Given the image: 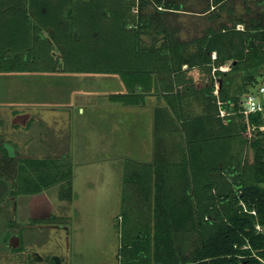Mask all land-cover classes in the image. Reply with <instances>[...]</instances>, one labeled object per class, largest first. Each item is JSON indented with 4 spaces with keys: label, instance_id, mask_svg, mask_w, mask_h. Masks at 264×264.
<instances>
[{
    "label": "trees",
    "instance_id": "16d2710c",
    "mask_svg": "<svg viewBox=\"0 0 264 264\" xmlns=\"http://www.w3.org/2000/svg\"><path fill=\"white\" fill-rule=\"evenodd\" d=\"M186 14L197 17L187 36ZM59 65L121 74L129 91L116 98L163 86L181 105L193 96L202 105L190 121L202 134L157 151L155 196H124L120 264H264V130L245 158V119L260 126L264 116L237 112L264 82V0H0V71ZM72 169L7 150L0 183L14 195L60 183V198L72 200Z\"/></svg>",
    "mask_w": 264,
    "mask_h": 264
},
{
    "label": "crops",
    "instance_id": "0c3cea01",
    "mask_svg": "<svg viewBox=\"0 0 264 264\" xmlns=\"http://www.w3.org/2000/svg\"><path fill=\"white\" fill-rule=\"evenodd\" d=\"M10 72L11 75L28 76L38 82L49 80L53 86V101L45 102L42 100V96L41 99L37 97L36 101L33 100L31 104H24L19 109H8L10 113L4 114V117L8 118L11 124L6 131V139L1 140L2 131L0 130V157L7 150L11 154V150L3 145L8 141L9 143L14 142L18 146L16 154L22 160L27 158H54L71 162L73 192L76 191L75 183L77 181L75 166L79 164V160L86 161L88 159L91 162L83 165L98 164L108 169L106 179L90 177L88 180L90 187L94 182L105 183L104 186L107 185L110 191L118 195L119 201L117 203L120 204L126 193L129 199H134L138 198L139 195H146L150 190L151 196L154 197L157 178L155 173L157 151L165 150L171 145L177 146L178 144V148L185 146L186 139H191L189 133L195 137L202 134L203 127L199 123L190 124L195 116L203 113L202 105L198 104L196 96L190 98V103L181 105L177 99H169L167 88L156 85V80L152 82V86L156 85L158 89L156 87L150 89L149 86L146 87L147 90H144L139 85L135 94L116 98L113 95H123L129 91L119 73L75 71L68 70L63 65H59V68L57 67L55 70L53 68L51 71ZM76 80L85 81L86 83H83L85 88L91 85V88L101 93L100 96L90 98L87 91L80 95V91L84 89H80L76 93L75 88H71ZM114 84L117 87H111ZM146 84L149 85V80L146 81ZM106 87L110 89L109 92L106 91ZM54 103L55 109L40 111L43 105H54ZM87 103L90 107L84 106ZM71 107L74 109L78 107L83 115L86 114V110H89L88 118L95 119L92 127L87 129L82 137L77 135L74 149V133L68 125V118L71 122L73 115ZM174 108L186 109L185 115L181 111L176 113ZM187 115L191 116L184 119ZM45 125L50 126L51 129L46 128L52 130V137L50 141L46 139L47 142L43 140L46 136L43 131ZM157 127H160L161 130L157 131ZM85 141H87L86 150L95 151L98 148L99 152H102L101 155L99 152L90 154L87 151L85 153L87 159L80 157L79 151L84 147ZM40 149H42L41 152ZM71 150H73V154H71ZM98 159L100 162L96 163ZM181 160L175 158L169 162L180 163ZM112 161H117L119 165L117 163L112 164ZM91 171L92 167L87 169L88 174ZM168 176L178 177L176 173H168ZM93 178L95 179L93 180ZM127 179L142 181L144 185L130 184ZM145 183L147 184L145 185ZM129 202V208L137 206L131 200ZM123 205V210H127L128 204L124 203Z\"/></svg>",
    "mask_w": 264,
    "mask_h": 264
},
{
    "label": "rangeland",
    "instance_id": "374dc122",
    "mask_svg": "<svg viewBox=\"0 0 264 264\" xmlns=\"http://www.w3.org/2000/svg\"><path fill=\"white\" fill-rule=\"evenodd\" d=\"M196 3L198 4L197 1ZM180 17L186 27L183 34L187 36V31L194 32L192 22L197 17L189 14ZM238 27H243V25ZM224 68L229 69V67ZM9 73L11 72L0 71L1 140L6 139V131L11 124V121L4 117V114L10 113L8 109H19L24 104L36 101L37 97L41 99L42 96L45 102L53 101V86L49 80L38 82L28 76ZM83 83L86 82L76 80L71 88H75L76 93L84 89L80 91V95L87 91L90 98L100 96L101 93L97 92L98 90L95 91L90 87L91 85L85 88ZM115 85L111 87H117ZM109 90L106 87V91L109 92ZM84 106L90 107L88 103ZM52 108H56L55 103L54 105H43L40 111H51ZM71 110L73 115L71 122L68 118V125L73 129L74 149L77 135L82 137L86 130L92 127L95 119L88 118L89 110H86L84 115L78 107L75 109L71 107ZM237 112L234 113L238 114ZM233 117L241 119L236 115ZM245 121L248 126V131L245 130V158L250 162L253 157L252 143L258 137L259 131L263 129L258 124L246 119ZM227 122L228 120H225V123ZM46 127L51 129L50 126L45 125L44 142L50 141L52 137V130ZM231 140L237 143V141L240 142V137ZM86 143L87 141L79 151L81 153L79 156L84 159H87L85 155L87 151L90 154L100 151L97 147L95 151L86 150ZM3 145L14 153L18 149L14 142L7 141ZM39 146L42 147L41 144ZM99 153L101 155L102 152ZM89 162L91 161L88 159L79 160V164L75 166L77 181L72 200L60 198V183L44 187L38 193L16 196L10 190L6 192L4 184L0 183V264H120L124 245L123 226L126 221L123 210L125 201L123 202L122 199L120 204L117 203L118 195L110 191L107 185L104 186L105 183L94 182L90 187L88 183L90 177L106 179L108 169L98 164L85 166ZM98 162L100 159L96 160V163ZM111 163L119 165L117 161ZM90 167L94 172L91 171L88 174L87 169ZM147 209L148 207L145 206L143 212H147ZM138 217L143 223V213H138L135 221H139ZM14 235L20 238L12 240Z\"/></svg>",
    "mask_w": 264,
    "mask_h": 264
},
{
    "label": "built area",
    "instance_id": "2783aa9c",
    "mask_svg": "<svg viewBox=\"0 0 264 264\" xmlns=\"http://www.w3.org/2000/svg\"><path fill=\"white\" fill-rule=\"evenodd\" d=\"M239 111L246 117L252 113L264 116V82L245 95ZM220 114L225 116L227 112L221 108ZM260 127L264 130V125H260Z\"/></svg>",
    "mask_w": 264,
    "mask_h": 264
},
{
    "label": "flooded vegetation",
    "instance_id": "af4514ba",
    "mask_svg": "<svg viewBox=\"0 0 264 264\" xmlns=\"http://www.w3.org/2000/svg\"><path fill=\"white\" fill-rule=\"evenodd\" d=\"M15 196H16V195H15ZM16 201H17V200H16ZM16 201H15V202H16ZM14 238H18V239H19L20 237H19L18 235H14V236L12 237V240H13ZM10 242H11V241H10Z\"/></svg>",
    "mask_w": 264,
    "mask_h": 264
}]
</instances>
